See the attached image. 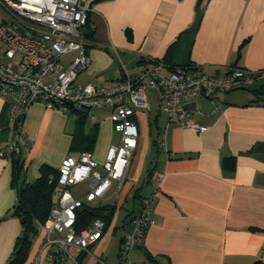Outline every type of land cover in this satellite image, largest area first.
<instances>
[{"label":"crops","instance_id":"1","mask_svg":"<svg viewBox=\"0 0 264 264\" xmlns=\"http://www.w3.org/2000/svg\"><path fill=\"white\" fill-rule=\"evenodd\" d=\"M87 31L90 61L77 74L79 83L109 86L155 62L163 74L180 65L218 76L229 67L264 69V0H95ZM73 55L63 56L62 62ZM147 98L149 110L134 112L139 135L125 179L120 187L113 180L99 200L114 205L113 216L84 264H99L98 258L118 264L108 249L114 244L118 257L140 197L152 193V222L142 244L131 249L132 262L264 264V79L217 93L215 101L222 107L215 113H210L214 101L198 98L192 117L205 127L198 132L160 111L158 89H148ZM8 108L0 96V149L12 134ZM93 114L94 122L86 111L61 112L41 101L31 103L17 150L25 179L34 180L42 164L58 168L66 156L88 146L102 171L120 134L109 108ZM224 157L231 159L224 162ZM12 179V159L0 156V217H5L0 221V264L6 263L22 229L12 214ZM131 193V207L120 215ZM38 242L34 238L24 264H32Z\"/></svg>","mask_w":264,"mask_h":264},{"label":"built area","instance_id":"2","mask_svg":"<svg viewBox=\"0 0 264 264\" xmlns=\"http://www.w3.org/2000/svg\"><path fill=\"white\" fill-rule=\"evenodd\" d=\"M95 0H0L13 20H0V96L9 102L10 139L0 149L1 157L17 154L23 141L22 119L29 105L41 101L47 109L69 112L86 111L94 122L95 109L109 108L113 128L120 134L109 147L102 171L90 151L66 156L58 167L53 190V204L39 227V242L32 264H84V257L103 236L105 221L93 218L85 227H76V210L87 201L100 200L112 181H124L138 142L136 109L149 110L148 89L160 91L159 109L169 120L198 132L205 129L192 117L186 105L198 98L214 101L210 113L219 111L217 93L264 79V69L245 70L229 67L225 74L210 75L198 67L180 65L166 74L155 62L136 75H126L109 86L79 83L75 78L89 64L85 35L89 13ZM74 53L67 64L63 56ZM201 113V111H198ZM162 145L163 142L161 143ZM87 184L82 196L71 188ZM155 194L139 199V211L132 219V229L122 239L118 264L134 263L130 251L142 244L152 222ZM99 264H107L98 258Z\"/></svg>","mask_w":264,"mask_h":264},{"label":"trees","instance_id":"3","mask_svg":"<svg viewBox=\"0 0 264 264\" xmlns=\"http://www.w3.org/2000/svg\"><path fill=\"white\" fill-rule=\"evenodd\" d=\"M87 26L88 23L85 27V35L88 38ZM91 143L92 139L90 138L89 145ZM85 150L90 151V147L88 146L82 151ZM11 159L13 162L12 184L16 191L12 214L19 219L22 229L5 264H24L38 232L39 224L46 220L53 204V190L57 182L58 168L42 164L39 167L38 176L32 181H27L24 174V160L17 154H13ZM228 159L231 158L224 157V162H227ZM94 201H85L76 210V227L78 229L85 227L95 217H100L105 221V228L109 225L114 205L102 201L95 204ZM3 218L5 217H0V221Z\"/></svg>","mask_w":264,"mask_h":264},{"label":"rangeland","instance_id":"4","mask_svg":"<svg viewBox=\"0 0 264 264\" xmlns=\"http://www.w3.org/2000/svg\"><path fill=\"white\" fill-rule=\"evenodd\" d=\"M0 17H3V19L4 20H6V21H11V20H13V16H12V14L4 7V6H2L1 4H0ZM65 58H67V55L64 57V59L63 60H66ZM86 189H87V185H86V183H79V184H77V185H75V186H73L72 188H71V191H72V193H73V195H75V196H82V195H84V192L86 191ZM132 193H133V191H132ZM132 193L129 195V198H128V200H127V203L124 205V207H122V208H120V215H124L125 214V212L128 210V209H130V207H131V202H132V198H131V195H132ZM134 199V198H133ZM99 200H95L93 203H97ZM111 201H113V200H110V202ZM135 210H136V208H135ZM42 223H40L39 224V227H40V225H41ZM120 230H122V228H119ZM39 228H38V232H37V234H36V236H35V238H37L38 236H39ZM108 253L109 254H112V256L115 258V261L116 262H118V257L116 256V253H115V251H114V244H111L110 245V247H109V249H108ZM108 263H110L111 262V260L110 261H107ZM111 264H113V262H111Z\"/></svg>","mask_w":264,"mask_h":264},{"label":"water","instance_id":"5","mask_svg":"<svg viewBox=\"0 0 264 264\" xmlns=\"http://www.w3.org/2000/svg\"><path fill=\"white\" fill-rule=\"evenodd\" d=\"M195 102L188 103L186 106L191 110L194 108Z\"/></svg>","mask_w":264,"mask_h":264}]
</instances>
